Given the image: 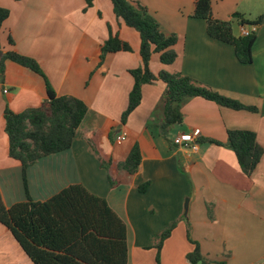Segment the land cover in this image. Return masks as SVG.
Segmentation results:
<instances>
[{
	"label": "crops",
	"instance_id": "0c3cea01",
	"mask_svg": "<svg viewBox=\"0 0 264 264\" xmlns=\"http://www.w3.org/2000/svg\"><path fill=\"white\" fill-rule=\"evenodd\" d=\"M128 1L140 2L154 13L165 34L178 36L177 60L162 66L159 56H154V74L162 70L184 74L258 112L193 98L183 106V124L172 127L166 138L160 128L165 84L158 81L143 87L141 105L122 123L134 87L130 72L142 66L141 40L114 15L111 0H95L89 9L86 0H0V7L10 11L0 35V60L10 51L34 59L58 96L78 98L88 107L71 149L45 157L27 170L29 193L34 201L45 202L71 185H82L106 199L126 225L127 264H190L191 241L199 243L208 264L228 260L225 253L237 258L238 248L249 250L246 255L252 258L255 250L264 248V239L244 241V234L237 232L248 228L264 234V156L247 177L235 153L224 145L229 131L246 130L254 132L264 148V24L256 27L252 63L242 64L232 46L211 39L206 22L193 17L195 0ZM219 1L226 13L217 11ZM212 9L218 20L230 21L235 12L252 21L264 14V0H212ZM111 32L127 41L132 52L108 54L100 65V48ZM4 70L0 192L11 208L27 197L22 164L9 154L4 112L7 107L15 113L39 107L47 100V91L44 79L25 67L7 61ZM195 131L203 140L197 152L174 144L180 134ZM123 132L127 139L117 144L114 138ZM97 133L103 154L118 164L138 146L141 163L136 174L101 167L90 144ZM146 183L147 190L141 192ZM186 200L190 202L187 218ZM173 223L176 227L164 242L158 263V236ZM0 264H33L1 224Z\"/></svg>",
	"mask_w": 264,
	"mask_h": 264
},
{
	"label": "trees",
	"instance_id": "16d2710c",
	"mask_svg": "<svg viewBox=\"0 0 264 264\" xmlns=\"http://www.w3.org/2000/svg\"><path fill=\"white\" fill-rule=\"evenodd\" d=\"M94 1L86 0L87 7L93 6ZM111 2L114 15L127 27L138 32L141 40L142 66L130 72L134 87L129 96L128 107L122 115V123H126L128 117L141 105L143 87L158 81L165 84L162 101L163 122L160 128L166 138L172 127L183 124V106L193 98H203L236 111L258 112L256 107L245 106L222 96L184 74L169 73L165 70L154 74L151 70L154 56H159L162 66H170L177 60L175 47L178 36L165 34L149 9L140 2ZM9 16L10 11L0 7V35ZM193 17L206 22L207 34L211 39L232 46L240 63H252L256 31L249 36H235L233 22L221 21L213 16L212 0H195ZM233 19L240 26L257 27L264 24V14L250 21L236 13ZM9 43L15 45L12 38ZM131 52L132 46L121 39L118 33L111 32L108 40L101 45L100 65L108 54ZM7 61L42 77L46 83L47 100L41 106L29 108L21 113H15L8 107L4 112L9 154L22 164L27 200L7 208L0 192V224L10 232L33 264H127L126 225L106 199L93 195L82 185H71L45 202H36L31 197L27 185V170L45 157L71 149L88 107L78 98L58 96L38 62L16 51L7 52L0 60L2 76ZM98 138L97 133L90 139V144L103 169L119 168L129 175L136 174L141 163L138 146L132 149L124 162L118 164L103 154ZM200 141L203 140L199 138L198 142ZM208 142L222 145L212 139H208ZM224 146L235 153L238 164L247 177L255 173L264 156V148L258 142L256 134L251 131H229ZM110 181L113 185V181ZM148 186L149 183L144 184L140 191L145 192ZM175 227L174 223L171 224L158 236V263L163 244L170 238ZM191 242L195 247L187 256L190 264H208L199 243Z\"/></svg>",
	"mask_w": 264,
	"mask_h": 264
},
{
	"label": "rangeland",
	"instance_id": "374dc122",
	"mask_svg": "<svg viewBox=\"0 0 264 264\" xmlns=\"http://www.w3.org/2000/svg\"><path fill=\"white\" fill-rule=\"evenodd\" d=\"M213 5H214V3H213ZM229 6V5H228ZM86 7H87V5H86ZM91 7H93V6H91ZM91 7H87L86 9H89V8H91ZM213 8H214V6H213ZM225 7H223V5H222V1H219V2H217V5H216V9H217V11L218 12H223V13H226V11H225V9H224ZM213 12H214V9H213ZM151 13V12H150ZM235 12H233V14H234ZM152 14V16L155 18V16H154V13H151ZM232 14V15H233ZM231 15V19L232 20H230L231 22H233V24H232V28H233V33H234V35L235 36H237L238 35V31H239V28H238V25H237V23H236V20L235 19H233L232 16ZM213 16H214V13H213ZM230 16V15H229ZM228 18V17H227ZM227 18H222V20L221 21H229V18L227 19ZM156 20H157V18H155ZM223 19H226V20H223ZM158 21V20H157ZM159 22V21H158ZM160 24V23H159ZM186 199H188V198H186ZM212 215H213V213H211ZM248 228H245V230L244 231H239V232H237V233H242V234H244L243 236H244V238H243V240L244 241H251V242H253V243H255V242H257V241H259V240H263L264 239V234H262V233H260V232H253V231H246ZM236 234V233H235ZM231 236H234L233 234H230ZM232 242H233V240H232ZM194 245V244H193ZM195 247V246H194ZM225 251V250H224ZM247 251H249V250H246V249H244V248H238L237 249V258H233L232 257V253H230V254H223V256L225 257V258H229L228 260H226V261H222V263L223 264H250L251 262H252V260L254 259H259V258H261V257H263L264 256V248H260V249H257V250H255V255L252 257V258H250V257H248L246 254H247ZM239 256V257H238ZM233 258V259H232ZM250 258V259H249ZM189 261V260H188ZM190 263V262H189ZM209 263H210V261H209ZM215 264H220V262H215ZM255 264H264V259H262V260H260L259 262H257V263H255Z\"/></svg>",
	"mask_w": 264,
	"mask_h": 264
},
{
	"label": "built area",
	"instance_id": "2783aa9c",
	"mask_svg": "<svg viewBox=\"0 0 264 264\" xmlns=\"http://www.w3.org/2000/svg\"><path fill=\"white\" fill-rule=\"evenodd\" d=\"M240 31L242 36H249L252 32L256 31V27L241 26ZM0 78H1V73H0ZM4 93L7 94L8 90L5 89ZM199 136H200L199 131H195L193 133L180 134L178 137L174 139V144L178 148H183L190 150L192 152H197L199 150V142H198ZM114 139L117 144H122L127 139V133L123 132L121 134H117Z\"/></svg>",
	"mask_w": 264,
	"mask_h": 264
},
{
	"label": "water",
	"instance_id": "95a60500",
	"mask_svg": "<svg viewBox=\"0 0 264 264\" xmlns=\"http://www.w3.org/2000/svg\"><path fill=\"white\" fill-rule=\"evenodd\" d=\"M0 54H2V51L1 50H0ZM189 205H190L189 200H186V202H185V210H184V217L185 218H187V216H188Z\"/></svg>",
	"mask_w": 264,
	"mask_h": 264
}]
</instances>
